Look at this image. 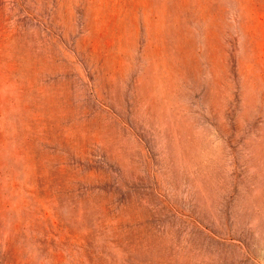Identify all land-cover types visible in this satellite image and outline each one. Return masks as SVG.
I'll list each match as a JSON object with an SVG mask.
<instances>
[{"label":"rangeland","instance_id":"obj_1","mask_svg":"<svg viewBox=\"0 0 264 264\" xmlns=\"http://www.w3.org/2000/svg\"><path fill=\"white\" fill-rule=\"evenodd\" d=\"M0 264H264V0H0Z\"/></svg>","mask_w":264,"mask_h":264}]
</instances>
